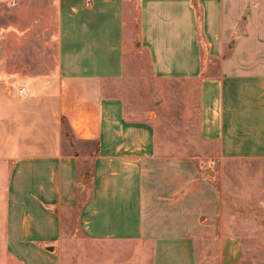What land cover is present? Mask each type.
Wrapping results in <instances>:
<instances>
[{
	"label": "crops",
	"instance_id": "crops-1",
	"mask_svg": "<svg viewBox=\"0 0 264 264\" xmlns=\"http://www.w3.org/2000/svg\"><path fill=\"white\" fill-rule=\"evenodd\" d=\"M51 1L55 68L0 76L13 252L61 264L47 249L78 213L86 237L128 250L122 264H255L241 236L219 230L210 173L264 164V0ZM140 51L144 76L170 95L147 113L126 98Z\"/></svg>",
	"mask_w": 264,
	"mask_h": 264
},
{
	"label": "rangeland",
	"instance_id": "rangeland-1",
	"mask_svg": "<svg viewBox=\"0 0 264 264\" xmlns=\"http://www.w3.org/2000/svg\"><path fill=\"white\" fill-rule=\"evenodd\" d=\"M56 18V5L51 0H19L15 4L11 0H0V76L46 73L55 68ZM144 53L137 52L135 68L139 69L138 76L129 78L126 84L127 101L135 103L140 110L153 106L154 99L167 104L170 96L162 92L163 86L156 85L153 76H144V70L151 75L147 62H142L143 58L147 60ZM164 111L167 110L160 109V112ZM167 123L173 131H182L180 120ZM5 174L4 168L3 177L0 174V264H23L19 254L13 252L6 233L7 203L2 198L5 189L1 185ZM210 177L216 180L225 202L217 223L219 230L234 231L241 236L244 255L255 264H264V164L223 162L221 169L212 171ZM70 218L63 223L57 246L52 244L47 249L52 253L56 248L61 264H122L119 258L127 255L125 247L89 239L79 224L78 213ZM138 259L140 255H134L132 260L138 262Z\"/></svg>",
	"mask_w": 264,
	"mask_h": 264
},
{
	"label": "built area",
	"instance_id": "built-area-1",
	"mask_svg": "<svg viewBox=\"0 0 264 264\" xmlns=\"http://www.w3.org/2000/svg\"><path fill=\"white\" fill-rule=\"evenodd\" d=\"M19 91H20L21 93H26L27 88H26L25 86H20V87H19Z\"/></svg>",
	"mask_w": 264,
	"mask_h": 264
}]
</instances>
